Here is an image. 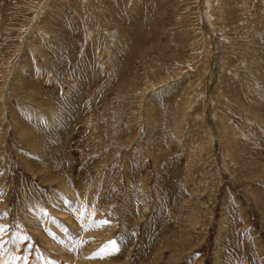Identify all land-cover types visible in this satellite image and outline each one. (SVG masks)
Masks as SVG:
<instances>
[{
  "label": "rangeland",
  "instance_id": "1",
  "mask_svg": "<svg viewBox=\"0 0 264 264\" xmlns=\"http://www.w3.org/2000/svg\"><path fill=\"white\" fill-rule=\"evenodd\" d=\"M0 264H264V0H0Z\"/></svg>",
  "mask_w": 264,
  "mask_h": 264
}]
</instances>
